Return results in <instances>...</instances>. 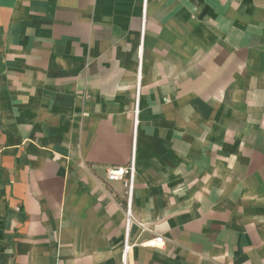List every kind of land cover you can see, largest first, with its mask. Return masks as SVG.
Segmentation results:
<instances>
[{
    "label": "crops",
    "instance_id": "1",
    "mask_svg": "<svg viewBox=\"0 0 264 264\" xmlns=\"http://www.w3.org/2000/svg\"><path fill=\"white\" fill-rule=\"evenodd\" d=\"M0 264H264V0H0Z\"/></svg>",
    "mask_w": 264,
    "mask_h": 264
},
{
    "label": "built area",
    "instance_id": "2",
    "mask_svg": "<svg viewBox=\"0 0 264 264\" xmlns=\"http://www.w3.org/2000/svg\"><path fill=\"white\" fill-rule=\"evenodd\" d=\"M139 92V84L136 88V97ZM137 99V98H136ZM137 114H138V106L137 102H135V106L133 109V121L134 126L137 123ZM136 168L134 158L131 157L130 161L126 165L122 166H109L105 170V176L107 181H120L125 188L127 205L125 210V232H124V242L123 248L124 252H126L133 244L129 242V224L131 221V198L133 194V184H134V176H135ZM161 237H156L154 241H149L150 245H154L153 242H161Z\"/></svg>",
    "mask_w": 264,
    "mask_h": 264
}]
</instances>
